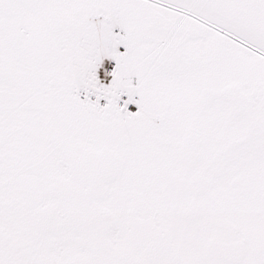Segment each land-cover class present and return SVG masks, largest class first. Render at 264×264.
<instances>
[{"label":"snow or ice","instance_id":"snow-or-ice-1","mask_svg":"<svg viewBox=\"0 0 264 264\" xmlns=\"http://www.w3.org/2000/svg\"><path fill=\"white\" fill-rule=\"evenodd\" d=\"M0 264H264V0H0Z\"/></svg>","mask_w":264,"mask_h":264}]
</instances>
